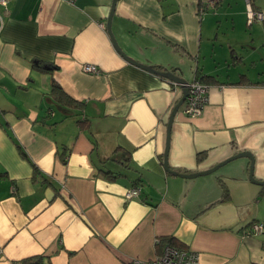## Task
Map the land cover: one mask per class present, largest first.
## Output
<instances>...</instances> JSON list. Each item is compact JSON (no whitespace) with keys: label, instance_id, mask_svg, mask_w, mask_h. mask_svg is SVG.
I'll return each mask as SVG.
<instances>
[{"label":"crops","instance_id":"0c3cea01","mask_svg":"<svg viewBox=\"0 0 264 264\" xmlns=\"http://www.w3.org/2000/svg\"><path fill=\"white\" fill-rule=\"evenodd\" d=\"M244 1L216 0L220 9L201 15L197 0L116 1L111 30L126 55L188 82L196 71L215 78L200 114L181 105L172 119V170L246 150L264 181V70L239 68L264 59V24L246 25ZM111 2L0 8V264H130L165 244L195 251L198 264H264V230L249 231L264 223V185L248 178L249 159L191 178L165 171L181 88L119 53L106 27ZM51 79L79 106L55 102ZM133 185L140 193L126 199Z\"/></svg>","mask_w":264,"mask_h":264},{"label":"built area","instance_id":"2783aa9c","mask_svg":"<svg viewBox=\"0 0 264 264\" xmlns=\"http://www.w3.org/2000/svg\"><path fill=\"white\" fill-rule=\"evenodd\" d=\"M8 0H0V8H6ZM198 13L201 15L206 11L208 7H213L216 4V0H197ZM246 20L247 24L251 25L254 21H264V10L254 9L252 5L246 0ZM199 4L201 5L199 8ZM4 26V12L0 9V32ZM81 69L84 72L99 73V69L90 63H83ZM188 94L185 98V104L183 111L187 115L196 116L200 114L203 104L208 98L210 90V84L204 83L194 77L187 85ZM140 187L138 185L131 186L125 190L124 197L130 199L139 195ZM264 230V223L253 222L250 225L249 231L252 233H259ZM130 264H198V254L184 247H177L171 244H165L162 252L150 259L141 260L134 259Z\"/></svg>","mask_w":264,"mask_h":264},{"label":"water","instance_id":"95a60500","mask_svg":"<svg viewBox=\"0 0 264 264\" xmlns=\"http://www.w3.org/2000/svg\"><path fill=\"white\" fill-rule=\"evenodd\" d=\"M116 1L117 0H112L111 2V9H110V13L107 17V21H106V27H107V31L112 39L113 45L115 46V48L119 51V53L129 62L134 63L136 65L141 66L142 68L151 71L161 77H164L166 79L175 81L177 84H179L181 86V97L178 99V101L175 103V105L173 106L170 114H169V118L168 121L166 123V144H165V149L163 152V167L165 169V171H167L168 173L174 174V175H178L181 177H196V176H200V175H205L208 173H211L213 171H215L217 168H219L220 166L228 163L229 161L238 158V157H247L250 161L249 164V173H248V178L250 179V181L260 184V185H264V181H259L256 180L253 176V156L250 153V151H240L226 159H224L223 161L217 163L216 165L205 169V170H201V171H195V172H190V173H182L179 171H175L172 170L169 166H168V162H167V154H168V148H169V140H170V127L172 124V119L175 115V113L177 112V110L179 109V107L182 105V103L184 102L187 93H188V89L187 86L185 85L187 83V81L179 76H177L176 74H174L172 71H170L169 69H156L154 68L152 65H146V64H142L138 61H136L135 59L130 58L128 55H126L123 50L120 48V46L118 45L116 39L114 38L113 34H112V30H111V19H112V15L114 12V8L116 5ZM46 195L48 198H50L53 195V192L50 189L46 190Z\"/></svg>","mask_w":264,"mask_h":264},{"label":"trees","instance_id":"16d2710c","mask_svg":"<svg viewBox=\"0 0 264 264\" xmlns=\"http://www.w3.org/2000/svg\"><path fill=\"white\" fill-rule=\"evenodd\" d=\"M249 3L252 5V7L254 9H259L257 8L254 3H255V0H248ZM199 6H201L199 4ZM200 8V7H199ZM262 23H264V21H261ZM195 77L197 79H199L200 81L204 82V83H213L212 81L214 80L215 81V78L212 76V75H207V74H202L198 71L195 72ZM49 94H50V97L55 101L57 102L59 105H62V106H79V104H77V102L72 99L69 95H67L61 85L54 79H51L50 81V91H49ZM82 125H84V127H86L87 125H85L84 123H82ZM202 155L198 154V159L201 158ZM64 161V159H63ZM115 173V172H114ZM110 169L108 170H105L104 171V174L106 177L108 178H113L115 176H112L110 174H114ZM171 241V240H170ZM20 264H48L46 263L42 256H33V257H30L28 259H25L23 260Z\"/></svg>","mask_w":264,"mask_h":264},{"label":"rangeland","instance_id":"374dc122","mask_svg":"<svg viewBox=\"0 0 264 264\" xmlns=\"http://www.w3.org/2000/svg\"><path fill=\"white\" fill-rule=\"evenodd\" d=\"M242 3H244V5H245V1L244 0H242ZM255 3H258L260 6H261V8H264V0H255ZM241 6H242V4H236L235 2L232 4V9H240L241 8ZM260 8V9H261ZM220 9V5H219V3L215 6V7H208L207 9H206V13H210V12H212V11H216V10H219ZM261 10H264V9H261ZM204 13V12H203ZM246 22V21H245ZM260 24H264V23H260V21H254V22H252V24L251 25H260ZM246 25H247V23H246ZM249 26V25H248ZM259 38H261L260 40H261V45L258 47V49H257V52H258V54H261V56H262V58H264V36H261V37H259ZM209 57L208 56H206L205 57V59L204 60H206V59H208ZM253 64L254 65H252L251 64V61L249 60V59H247L246 60V64H243V65H241V66H239V68L240 69H246V68H248V69H250V70H252V71H254L255 69H261V70H264V59H262V60H256V61H254L253 62ZM244 66V67H243ZM231 80V79H230Z\"/></svg>","mask_w":264,"mask_h":264},{"label":"flooded vegetation","instance_id":"af4514ba","mask_svg":"<svg viewBox=\"0 0 264 264\" xmlns=\"http://www.w3.org/2000/svg\"><path fill=\"white\" fill-rule=\"evenodd\" d=\"M167 81L169 82V83H171V84H173V85H175V87L178 85L175 81H172V80H169V79H167ZM190 82V81H189ZM188 81H187V83H189ZM188 94V93H187ZM185 104V100H184V102L182 103V105H184ZM173 108V107H172ZM172 110V109H171Z\"/></svg>","mask_w":264,"mask_h":264},{"label":"bare ground","instance_id":"6f19581e","mask_svg":"<svg viewBox=\"0 0 264 264\" xmlns=\"http://www.w3.org/2000/svg\"><path fill=\"white\" fill-rule=\"evenodd\" d=\"M5 8L3 7V10H4ZM188 83H186L185 85H187ZM179 88H181V86L178 84L177 85ZM187 97V96H186ZM134 186V185H133ZM150 260V259H149Z\"/></svg>","mask_w":264,"mask_h":264}]
</instances>
